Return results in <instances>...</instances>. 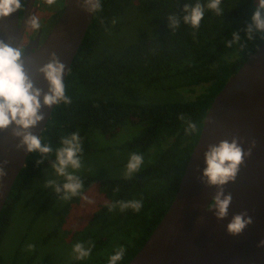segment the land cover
I'll list each match as a JSON object with an SVG mask.
<instances>
[{"label":"trees","instance_id":"obj_1","mask_svg":"<svg viewBox=\"0 0 264 264\" xmlns=\"http://www.w3.org/2000/svg\"><path fill=\"white\" fill-rule=\"evenodd\" d=\"M62 5L66 0H60ZM197 0H101V10L94 12L85 37L64 80L70 104L55 105L40 138L52 147H60L62 137L78 133L82 154L90 149L88 137L96 130L106 137L117 134L127 125H139L137 134L128 146L141 151L154 147L152 158L130 179L120 177L100 179V194L104 200L86 221L74 230L76 243L91 242V254L83 260L73 258L66 264H109V258L123 248V258L117 264H127L140 250L159 223L178 190L180 179L198 140L205 114L216 94L227 80L264 42L262 33L247 40L245 26L255 8V0H222L223 15L205 7L198 29L183 22L182 10ZM206 5L208 0H199ZM137 12L145 19L146 27L136 38L117 47L99 48L100 39L123 24V16ZM177 15L180 26L168 27L167 17ZM115 21V23H113ZM238 32L239 44L227 47L232 33ZM161 84L166 89L201 92L195 99L170 102H144L142 92ZM183 115L184 119L179 117ZM187 121L196 123L197 131L185 133ZM41 156L29 153L16 176L0 210V264H42L37 251L22 261H6L1 249L18 202L32 180L46 172L55 153L40 164ZM83 189L94 183L95 177L79 175ZM63 183V180L59 181ZM118 189V191H116ZM81 193V194H82ZM75 196L71 201H76ZM59 199L54 190L38 214ZM142 201L139 211H111L110 204ZM72 210L71 203L60 212ZM70 213V212H69ZM71 214V213H70ZM52 232L58 233L57 227ZM19 250L16 251L18 253Z\"/></svg>","mask_w":264,"mask_h":264},{"label":"water","instance_id":"obj_2","mask_svg":"<svg viewBox=\"0 0 264 264\" xmlns=\"http://www.w3.org/2000/svg\"><path fill=\"white\" fill-rule=\"evenodd\" d=\"M33 2L27 0L22 19L20 10L0 18V42L18 46ZM93 14L85 12L77 0H66L43 42L38 44L36 38L23 49L24 69L33 86L41 90L43 119L29 130L35 136L40 137L55 106L42 104L48 84L37 70L54 54L64 65L65 80ZM13 127L0 130V164L7 161L6 175L0 177V210L29 154L23 148L17 149L19 138L12 136ZM233 137L242 150L251 148V154L239 166L235 180L223 186L232 201L227 217L217 220L214 210L205 211L216 188L201 182L203 154L208 145L221 140L231 142ZM240 212L250 216L252 223L239 235H230L226 225ZM261 240H264V42L214 97L172 203L127 264H264V246H258Z\"/></svg>","mask_w":264,"mask_h":264},{"label":"clouds","instance_id":"obj_3","mask_svg":"<svg viewBox=\"0 0 264 264\" xmlns=\"http://www.w3.org/2000/svg\"><path fill=\"white\" fill-rule=\"evenodd\" d=\"M49 5L55 3V0H45ZM77 4L87 13H94L101 10V0H77ZM222 0H208L206 5L197 0L195 4L188 3L183 6L186 15L183 16V22L194 29H198L204 17L205 7L214 11L216 15H223L221 8ZM22 0H0V18H6L17 10H22ZM168 27L175 29L180 26L177 15L167 17ZM30 27L35 30L40 28V21L35 17H30L27 21ZM115 23V21H113ZM247 40L254 38V33L264 34V0H255V8L250 18V22L245 26ZM264 41V35L260 36ZM240 36L238 32L232 33L231 41L225 42L226 46L231 48L234 44L239 48H245L243 43H238ZM23 52L17 47H11L4 42H0V130L8 129L13 125L12 136L19 138L17 149L23 148L28 153H38L41 156L36 164H40L55 153V159L51 163L56 177H62L63 183L57 179H47L46 187L52 188L63 201L71 200L75 196H80L83 189V180L78 172L83 167L82 145L78 133H72L62 137L60 147L53 148L51 144L45 143L39 136L33 135L29 130L43 119L40 113L41 108V90L33 86L32 81L27 75L21 57ZM41 73L48 84V91L42 96L44 106L58 105L61 102L70 104L71 98L66 95L64 84V65L60 63L54 54L50 55L49 62L37 70ZM184 119L183 115L179 117ZM197 131V125L194 122L187 121L185 129L186 134ZM251 154V148L248 151L242 150L237 138L233 137L231 142L221 140L218 144L208 145L204 152L205 167L201 172V182L207 187L215 186L216 192L211 198V203L205 207V211H213L217 220H222L228 215L229 205L232 201L231 194H225L223 186L235 180L239 166L244 162V158ZM144 162V157L139 153H132L129 156L125 167L124 178L130 179L137 173ZM0 164V177L6 175L4 165ZM71 169V171H70ZM118 191V189H116ZM88 203H92L88 197H82ZM119 205L121 210L131 208L134 211L141 209L142 201L132 200L128 202H117L108 205L111 211ZM252 223V218L245 212L234 214L226 225L228 234L239 235L246 226ZM258 246H264V240L259 242ZM33 245L29 244L27 249L31 251ZM72 251L74 258L83 260L91 254V242L85 247L84 243H76ZM124 249H118L115 254L109 258V264H117L123 258Z\"/></svg>","mask_w":264,"mask_h":264},{"label":"rangeland","instance_id":"obj_4","mask_svg":"<svg viewBox=\"0 0 264 264\" xmlns=\"http://www.w3.org/2000/svg\"><path fill=\"white\" fill-rule=\"evenodd\" d=\"M41 6L39 12H35L33 16L40 21L43 38L59 17V9L62 5L60 0H55L52 5L44 1ZM122 20L124 24L117 31H111L100 39L99 48L103 45L106 48L121 46L136 38L139 32L146 27L144 17L134 11L125 14ZM201 88H195L192 91L187 88L173 90L158 84L152 89H145L141 100L159 103L191 100L198 96ZM138 128L139 125L127 124L117 134L110 137L104 136L99 131H92L88 137L90 149L82 154L83 167L75 174L95 177L94 183L88 186L76 201H63L60 197L53 200L48 209L38 214L32 222L37 208L41 203H45L47 195L52 192V188L46 187V180L57 179L58 182L63 180L62 177H56L52 168L35 177L18 202L4 237L1 249L5 260L10 261L12 258H17L16 260L22 261L24 257L32 256L36 250L40 256L39 259H44L42 264H66L70 261L74 256L72 248L76 244L74 230L81 226L84 227L98 204L104 201L100 194V179L123 176L132 153L143 155L144 162L141 168L150 162L154 147L141 151L128 146L137 134ZM85 196L92 203L82 198ZM68 203L72 206V210L69 211L71 214L60 212V209ZM55 227L58 233L54 235L52 230ZM29 244L34 246L31 251L27 249ZM17 250H19L18 253H16ZM37 261L38 258L35 257L32 264H36Z\"/></svg>","mask_w":264,"mask_h":264},{"label":"flooded vegetation","instance_id":"obj_5","mask_svg":"<svg viewBox=\"0 0 264 264\" xmlns=\"http://www.w3.org/2000/svg\"><path fill=\"white\" fill-rule=\"evenodd\" d=\"M45 0H34L31 8H30V11H29V15H28V18H27V21L30 17H33V14L35 12H39V8H41V4L44 2ZM26 2L27 0H22V4H23V9L20 10V19L23 18V15H24V9H25V5H26ZM42 2V3H41ZM66 2V1H65ZM65 5V3H63ZM62 5V3H61ZM64 5H62V8L59 9V15L61 14L63 8H64ZM58 15V16H59ZM58 19V18H57ZM57 19L55 20V22L57 21ZM53 26H51L50 30L52 29ZM50 30L46 33V35L42 38V29L39 28L35 31H33V29L30 27V25L26 22V26H25V29H24V32H23V36L21 38V41L20 43L18 44L17 48L21 49L22 52H23V49L26 47V45L35 40L36 38H38V44H41L43 42V40L46 38V36L48 35V33L50 32Z\"/></svg>","mask_w":264,"mask_h":264}]
</instances>
